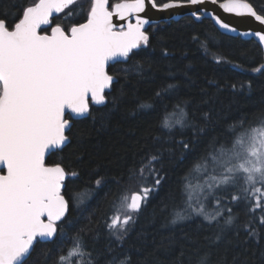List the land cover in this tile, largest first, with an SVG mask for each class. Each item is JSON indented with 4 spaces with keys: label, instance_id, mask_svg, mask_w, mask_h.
I'll use <instances>...</instances> for the list:
<instances>
[{
    "label": "snow or ice",
    "instance_id": "1",
    "mask_svg": "<svg viewBox=\"0 0 264 264\" xmlns=\"http://www.w3.org/2000/svg\"><path fill=\"white\" fill-rule=\"evenodd\" d=\"M205 2L87 0L85 7L84 0H33L11 24L0 18V264H27L38 241H51L62 233L58 225L68 215L72 199L65 198V182L78 174L66 171L60 163L47 164L46 156L70 140L67 133L72 123L66 112L73 118L88 117L93 105L108 104L117 79L109 72L110 62H118V58L127 61L134 50L149 45L150 37L145 31L149 20L141 13L148 7L165 11ZM211 2L215 4L217 0ZM220 7L228 13L251 16L264 25V11L258 12L251 0H224ZM78 12L84 14V22L70 23L66 30L58 14L72 17ZM114 18L126 23L118 24ZM215 19L221 28L236 31L218 16ZM246 35L258 37L264 45V31ZM208 39L214 41L215 37L210 34ZM220 62L221 58H217ZM258 120L248 129L243 121L229 125L231 139H214L210 150L194 161L183 177L182 194L187 208L209 224L220 223L223 218L224 226L234 225L239 213H234L233 207L241 202L248 212H264V116ZM161 124L169 131L177 126L191 128L194 137L204 132L203 127L188 119L180 104L171 113L165 109ZM179 144L186 152L191 141L181 140ZM160 159L158 153L152 154L131 172L129 180H136L139 189L123 195L113 205L106 226L117 241H123L136 214L160 186ZM193 173L199 177L195 185L190 180ZM100 184L101 180H96V185ZM89 198L88 190L75 194L78 204ZM209 198L210 211L206 210ZM189 218L191 214L177 212L171 223ZM259 220L264 225V215ZM243 228L259 242L257 228L251 223H244ZM223 232L221 228L214 242L222 239ZM130 260L129 256H113L107 264H130ZM56 264H96V257L77 235L71 247L60 251ZM198 264H210V256L204 254Z\"/></svg>",
    "mask_w": 264,
    "mask_h": 264
},
{
    "label": "trees",
    "instance_id": "2",
    "mask_svg": "<svg viewBox=\"0 0 264 264\" xmlns=\"http://www.w3.org/2000/svg\"><path fill=\"white\" fill-rule=\"evenodd\" d=\"M32 2L0 0V18L11 24ZM251 3L258 12L264 11V0ZM58 15L66 30L70 23L84 22L83 13ZM146 31L147 47L134 50L127 61L110 63L109 72L117 80L108 104L93 105L90 116L74 119L67 133L69 143L47 157V164L60 163L78 175L66 181L65 196L72 199L68 215L58 225L62 233L54 240L38 241L27 264H56L60 251L71 247L77 235L96 257V264H107L113 256H129L130 264H198L204 254L210 256V264H264V225L259 220L264 212H248L241 202L233 207L239 213L234 225L224 226L223 218L209 224L191 213L182 194L183 177L210 150L214 139L229 141V125L243 121L248 129L264 116V68L255 71L264 66L261 45L253 38L221 32L211 19L190 15L154 23ZM210 34L214 41H209ZM176 104L185 108L191 122L204 128L203 133L194 137L191 128L177 126L169 131L162 127L165 109L171 113ZM181 140L191 141L188 151H182ZM157 153L161 184L136 214L123 241H117L106 226L113 205L139 189L129 175ZM197 177L196 173L190 176L192 183ZM85 190L90 198L78 204L75 194ZM206 203L210 211L211 198ZM177 212L191 218L172 224ZM244 223L258 229L259 242L249 237ZM221 228L223 237L214 242Z\"/></svg>",
    "mask_w": 264,
    "mask_h": 264
},
{
    "label": "water",
    "instance_id": "3",
    "mask_svg": "<svg viewBox=\"0 0 264 264\" xmlns=\"http://www.w3.org/2000/svg\"><path fill=\"white\" fill-rule=\"evenodd\" d=\"M222 3H224V0L223 1L217 0V2L215 4H213L211 2V0H206V2L204 4L187 5L185 7L169 9V10H165V11H160V10L152 9L151 7H148L144 13H141V16L143 18L149 20V23L147 25H145V31L148 29V27L150 25H152L154 23L170 21V20H179L180 18H182L186 15L193 16L195 19H197V16H199L200 18L197 20H201L203 18L211 19L213 21V23L216 25V27L221 32H223L225 34L232 35V36H241L243 39H252L253 38L260 44L258 37H255L252 35H246V33H250L253 31H257V30L264 31V25H260L259 22L255 21V19L251 16H248V15L239 16V15H236L235 13L225 12L223 10V8L220 7V5ZM217 16L221 20H223L225 23H228L231 27H234L236 29V31H229L227 29L221 28L216 23L215 18ZM114 22H116L118 24L126 23V21H119L118 18H114ZM134 22H135V20L133 19V23ZM260 45H261L263 52H264V45H262V44H260ZM121 60L122 59L118 58V61H121ZM110 63H113V62H110ZM68 115L69 114L66 112V118H68ZM80 118H83V117L73 118L71 116V119L70 118H68V119H70L71 123H73L74 119H80ZM48 156H46V160H47ZM65 184H66V182H65ZM65 198H66V196H65Z\"/></svg>",
    "mask_w": 264,
    "mask_h": 264
},
{
    "label": "rangeland",
    "instance_id": "4",
    "mask_svg": "<svg viewBox=\"0 0 264 264\" xmlns=\"http://www.w3.org/2000/svg\"><path fill=\"white\" fill-rule=\"evenodd\" d=\"M197 176H198V174H197ZM198 179H199V177H197V178L194 180V182H193L194 185L197 184ZM131 194H132V193H131ZM131 194H130V195H131Z\"/></svg>",
    "mask_w": 264,
    "mask_h": 264
},
{
    "label": "flooded vegetation",
    "instance_id": "5",
    "mask_svg": "<svg viewBox=\"0 0 264 264\" xmlns=\"http://www.w3.org/2000/svg\"><path fill=\"white\" fill-rule=\"evenodd\" d=\"M117 2H119V1H117Z\"/></svg>",
    "mask_w": 264,
    "mask_h": 264
}]
</instances>
